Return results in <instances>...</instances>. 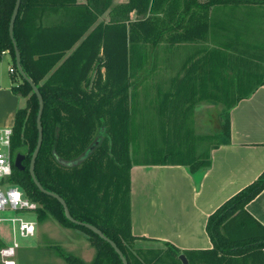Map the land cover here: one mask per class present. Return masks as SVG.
I'll list each match as a JSON object with an SVG mask.
<instances>
[{
  "label": "trees",
  "instance_id": "obj_1",
  "mask_svg": "<svg viewBox=\"0 0 264 264\" xmlns=\"http://www.w3.org/2000/svg\"><path fill=\"white\" fill-rule=\"evenodd\" d=\"M16 1L0 0V59L3 53L9 52L16 74L23 81L17 84L13 78V91L28 98L27 107L18 112L13 127L10 146L13 174L9 183L38 204L35 212L40 219L48 213L61 226L86 235L96 251L94 260L85 263L64 254L67 264H123L109 243L85 227L71 223L63 206L42 193L30 174L31 159L38 143L39 102L16 65L9 32ZM180 1L128 0L113 5V0H22L14 39L23 69L44 100L43 144L36 160L35 175L45 190L65 200L75 220L97 227L115 242L128 264H152V261L182 264L180 255H185L190 264H264V227L247 211V205L264 190V173L209 217L207 232L212 249L180 251L168 246L166 251H142L139 257L130 251L137 240L132 233V167L139 163H169L166 159L159 161L153 157L151 160L146 157L147 152L143 158L137 154L140 145L135 139L132 119L135 107L130 92L133 52L139 44L152 43L156 47L164 40L170 44L205 41L215 33L211 32L217 22L210 18L212 7L230 3L242 5L252 0H183L184 11H181ZM107 12L109 19L99 21ZM133 14L136 15L134 21ZM249 24L252 23L246 21L244 25L243 22L244 30ZM217 38L214 36V40ZM220 43L219 47H204L208 52L204 60L195 61V69L201 61L227 64V52L232 46ZM251 46L249 42L248 47ZM243 52L236 59L251 54L247 50ZM207 76L204 77L206 85ZM249 77L255 86L240 94L223 113L219 145L230 142L231 109L264 84V76ZM206 85L200 82L199 86H193L195 92L198 89L202 95ZM183 86L175 95L179 100L188 98L186 91L184 94L182 91L187 85ZM180 146L177 144L176 149ZM19 154L26 156L24 171L14 167ZM200 160L193 157L194 168L204 165ZM151 254L160 259L149 260Z\"/></svg>",
  "mask_w": 264,
  "mask_h": 264
},
{
  "label": "crops",
  "instance_id": "obj_2",
  "mask_svg": "<svg viewBox=\"0 0 264 264\" xmlns=\"http://www.w3.org/2000/svg\"><path fill=\"white\" fill-rule=\"evenodd\" d=\"M120 4L114 2V5ZM212 9L214 7L210 14ZM6 59L12 63L9 52L0 59V131L15 127L18 112L28 103V98L13 91L16 73H10L13 63L7 68L8 73L4 72L2 64ZM194 68L195 65H191L189 71L185 70L181 83L185 84ZM174 99L175 95L169 96L168 102L177 104L170 106L167 114L147 113L150 123L155 122L152 128L149 123L147 128L138 129L140 135L154 136L151 143H147V151L138 150L154 156L157 153V160L169 161L167 164H134L131 170L132 233L139 252L166 251L168 246L180 251L212 249L207 232L209 217L264 173V84L231 109L228 144L219 145L217 139L223 132L224 115H217L216 120L209 122L210 130L204 131L196 123L195 116H200L198 111L195 109L188 117L185 107H181L187 102L185 98ZM180 119L185 120L180 126L177 122L171 123ZM199 132L204 135H198ZM178 143L180 149H176ZM193 157L201 159L204 165L194 168ZM247 211L264 227V190L247 205ZM8 245L11 242L0 236V251ZM15 262L19 264L17 259Z\"/></svg>",
  "mask_w": 264,
  "mask_h": 264
},
{
  "label": "rangeland",
  "instance_id": "obj_3",
  "mask_svg": "<svg viewBox=\"0 0 264 264\" xmlns=\"http://www.w3.org/2000/svg\"><path fill=\"white\" fill-rule=\"evenodd\" d=\"M115 1L121 4L126 2V0H113V5ZM179 4L181 11H184L185 2L182 0ZM241 4L233 5L230 3L212 9L210 18H215L214 23L217 22L216 27H213L211 32L215 33L213 36L210 34L205 41L170 44V42L164 40L156 47L150 43L147 46L139 44L135 48L130 69V82L132 84L130 92L133 94V107H135L132 119L135 139H137V144L140 145L138 149L147 151V143H151L152 138H154V136H146L144 131H142L143 135L138 132V129L147 128L151 122L147 119V113L152 114L153 111H156L161 114L166 112L167 114L171 111L169 107L177 103H169V96L176 95L177 92L181 91L180 88L183 85L180 83L185 70L189 71V66L193 65L197 59L204 60V55L208 52L204 51V47L207 49L214 46L219 47L222 44L220 42L232 46L227 52V64H211V61L197 63V69L194 68V73L189 74L184 84V86L187 85V89H182L183 94L186 91L188 100L184 99L187 102L183 103L181 107H185L188 117L194 114L195 109L198 111L200 116H195L197 118L196 123L204 131L207 128L208 131L210 130L209 122L216 120L217 115L220 117L224 115L223 113L229 110L228 107L234 104L240 94H245L246 89L250 90L255 86L249 76H264V0H252ZM108 17L109 13L107 12L99 21L108 20ZM132 20H136L135 14L132 15ZM246 21H250L252 24L247 25V29L244 30ZM243 22L244 25H242ZM214 36L218 38L214 40ZM241 38L247 39V41ZM249 42L252 44L251 47H248ZM246 50L251 52L250 56H241L236 59L241 52ZM9 66H12L10 60L3 61L2 68L4 72H7ZM180 67L182 68L180 69ZM206 74L209 75L207 76V85L204 78ZM211 75L212 81H210ZM14 78L17 84L23 83L17 74L14 75ZM172 78H175L174 82L169 85ZM194 79H197V82H194ZM200 82L206 85L202 89V95L198 93V89L195 92V87L196 85L199 86ZM174 100L178 101L177 98ZM179 106L180 104H178L176 110ZM196 106L198 107L196 108ZM184 121V119H180L171 121V123L177 122V126H180ZM156 122L158 123V120ZM153 124L155 122L150 123L149 128H152ZM218 131L220 132V130ZM198 135L204 134L199 132ZM217 139L220 141L219 137ZM212 142H215V138ZM3 151H6V149H3ZM145 153L140 152L137 154L141 158ZM156 154L154 156L153 153L147 152L146 157L153 156L156 158ZM3 215L5 218L10 219L15 217L16 213L8 212ZM25 218L36 222L38 227L37 237L22 238L10 222L0 224V236H4L11 242L8 248L13 247L15 239L19 244L15 257L19 264H67L64 254L78 257L85 263L94 260L96 251L90 245L85 234L61 226L48 213L44 216V219H40V215H37L36 212L26 214ZM135 243L136 241L131 245L130 251L136 257H139L140 252L135 248ZM150 259H160V256L151 254Z\"/></svg>",
  "mask_w": 264,
  "mask_h": 264
},
{
  "label": "built area",
  "instance_id": "obj_4",
  "mask_svg": "<svg viewBox=\"0 0 264 264\" xmlns=\"http://www.w3.org/2000/svg\"><path fill=\"white\" fill-rule=\"evenodd\" d=\"M16 72L15 67L10 68L11 74ZM12 136L13 128H6L0 131V224L10 222L20 237L30 238L36 235L37 224L27 220L25 215L35 212L39 206L26 197L19 187L9 183V179L13 174L10 159ZM3 149H6V151H3ZM8 212L16 213V216L10 219L5 218L3 214ZM18 248L19 244L15 241L13 247L2 249L0 251L1 264H16L15 257Z\"/></svg>",
  "mask_w": 264,
  "mask_h": 264
},
{
  "label": "water",
  "instance_id": "obj_5",
  "mask_svg": "<svg viewBox=\"0 0 264 264\" xmlns=\"http://www.w3.org/2000/svg\"><path fill=\"white\" fill-rule=\"evenodd\" d=\"M21 3L22 0H17L16 1V5L11 17V21H10V28H9V32H10V37L13 41L14 44V49H15V55H16V65H17V69L19 74L22 76V78L31 86L33 92L35 93V95L37 96L38 102H39V112H38V116H37V129H38V143H37V147L33 153L32 159H31V163H30V174L33 178L34 183L37 185V187L39 188V190L46 194L49 195L53 198H55L64 208V212H65V216L66 218L73 224L79 225V226H83L86 229H88L89 231H91L92 233L98 235L102 240L106 241L107 243H109L111 245V247L116 251V253L119 255L121 261L123 264H128V261L126 259V257L124 256L123 252L118 248V246L116 245L115 242H113L112 240H110L106 235H104V233L99 230L97 227L91 225V224H87V223H81L77 220H75L71 213L70 210L68 208L67 203L65 202V200L63 198H61L60 196L51 193L47 190H45L43 188V186L40 184V182L37 180L36 175H35V165H36V160L38 158V155L40 153L42 144H43V127H42V116H43V112H44V100L43 97L38 89V87L35 85V83L32 81V79L26 74V72L23 69V66L21 64V55L19 52V49L17 47L16 41L14 39V27H15V22L21 7ZM95 145L93 147L90 148L89 152H91L94 149ZM26 156L23 154H19L16 156L15 160H14V167L17 170L20 171H24L25 167L23 166V162L25 161ZM180 261L182 262V264H190L188 259L186 258L185 255H180L179 256Z\"/></svg>",
  "mask_w": 264,
  "mask_h": 264
}]
</instances>
